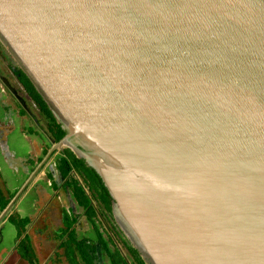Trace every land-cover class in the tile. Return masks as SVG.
I'll return each instance as SVG.
<instances>
[{"label": "water", "instance_id": "1", "mask_svg": "<svg viewBox=\"0 0 264 264\" xmlns=\"http://www.w3.org/2000/svg\"><path fill=\"white\" fill-rule=\"evenodd\" d=\"M0 41L146 264H264V0H0Z\"/></svg>", "mask_w": 264, "mask_h": 264}, {"label": "crops", "instance_id": "2", "mask_svg": "<svg viewBox=\"0 0 264 264\" xmlns=\"http://www.w3.org/2000/svg\"><path fill=\"white\" fill-rule=\"evenodd\" d=\"M4 78L0 72V264H84L76 243L112 234L75 198L67 182L77 173H63L65 147L50 138L33 99L21 103Z\"/></svg>", "mask_w": 264, "mask_h": 264}, {"label": "trees", "instance_id": "3", "mask_svg": "<svg viewBox=\"0 0 264 264\" xmlns=\"http://www.w3.org/2000/svg\"><path fill=\"white\" fill-rule=\"evenodd\" d=\"M12 68L27 94L33 99L40 113L45 118V128L50 138L54 141L60 140L65 134V129L57 122L53 112L28 75L18 66H12ZM65 155L66 157L62 158L63 173L71 169L77 173V176L71 177L67 184L72 188L78 203L84 206L90 217L100 214L107 218L112 214V197L100 175L91 166L87 165L83 158L77 157L69 147H65ZM95 203L98 204V207H96ZM111 234L114 241H111V238L107 239L102 234L98 236V244L101 246L103 253L110 257L111 264H146L137 248L125 237H121L120 233L115 232V230L114 233L111 231ZM115 234L119 235L118 237H120L128 253H124L117 246L116 242L118 243V240L115 238ZM76 244L84 264H97L94 243L79 241ZM128 254L133 259V263H129Z\"/></svg>", "mask_w": 264, "mask_h": 264}, {"label": "rangeland", "instance_id": "4", "mask_svg": "<svg viewBox=\"0 0 264 264\" xmlns=\"http://www.w3.org/2000/svg\"><path fill=\"white\" fill-rule=\"evenodd\" d=\"M0 48H1V50L4 53V56H5V57H2L0 55V72H1V75L7 77V80L9 81V83L11 84L12 87H17L20 90L19 93L17 92V94H18L19 97H22L23 100H24V96L27 95V93L24 90V88H22L21 83L18 81L16 75H14L11 72V70H10V66L11 67L12 66H18L19 67V64H18L16 58L11 53V51H9V49L1 41H0ZM2 84L4 85V83H2ZM36 113L41 118H43V116L40 114V112L38 113V111H37ZM42 125H44V127H45V121H43ZM59 146L60 147H62V146L68 147L66 145H59ZM95 205H96V207H98L97 203H95ZM95 217L99 220V223H100L101 226H103V228H106L105 226H107V229L109 228L111 230L112 229L115 230V232L120 233L121 237L122 236L125 237L131 243V241L127 238V236L124 233V231L121 229V227L117 223L113 212L107 218L105 216L100 215V214H96ZM114 236L118 240V244L120 245L122 251L124 253H128L127 249L125 248V246L123 245L122 241L120 240V237H118L119 235L117 236V234H115Z\"/></svg>", "mask_w": 264, "mask_h": 264}, {"label": "flooded vegetation", "instance_id": "5", "mask_svg": "<svg viewBox=\"0 0 264 264\" xmlns=\"http://www.w3.org/2000/svg\"><path fill=\"white\" fill-rule=\"evenodd\" d=\"M0 55L2 56V57H5L4 56V53L2 52V50H1V48H0ZM10 66V65H9ZM10 70H11V72L14 74V75H16V73L14 72V70H13V68L10 66ZM2 76V75H1ZM16 77H17V75H16ZM17 79H18V77H17ZM19 81V80H18ZM20 82V81H19ZM109 231L111 232H113L114 233V230L112 229H109ZM113 237V236H112ZM115 239V238H114ZM114 241V240H113ZM116 244H117V246L118 247H120V245L116 242ZM95 245V244H94ZM96 245H97V247L99 246L100 247V250H99V253H100V255H99V253H98V250H97V247H96ZM96 245H95V256H96V259H97V264H106V262H105V257L102 255L103 253V251H102V248H101V246L98 244V243H96ZM121 248V247H120ZM107 255V254H106ZM109 260H111V259H109ZM133 263L131 260H130V258H129V263ZM134 264V263H133Z\"/></svg>", "mask_w": 264, "mask_h": 264}]
</instances>
